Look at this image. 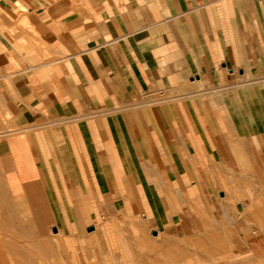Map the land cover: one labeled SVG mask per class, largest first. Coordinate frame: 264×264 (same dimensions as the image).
I'll return each instance as SVG.
<instances>
[{"label": "crops", "instance_id": "1", "mask_svg": "<svg viewBox=\"0 0 264 264\" xmlns=\"http://www.w3.org/2000/svg\"><path fill=\"white\" fill-rule=\"evenodd\" d=\"M264 264V0H0V264Z\"/></svg>", "mask_w": 264, "mask_h": 264}, {"label": "rangeland", "instance_id": "2", "mask_svg": "<svg viewBox=\"0 0 264 264\" xmlns=\"http://www.w3.org/2000/svg\"><path fill=\"white\" fill-rule=\"evenodd\" d=\"M109 259H111V257H104V256L101 255V259H100L101 264H104L105 260H109ZM119 262H120V264H124L123 257L120 259Z\"/></svg>", "mask_w": 264, "mask_h": 264}]
</instances>
